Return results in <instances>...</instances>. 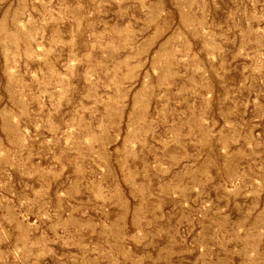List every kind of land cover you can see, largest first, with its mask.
<instances>
[{
	"label": "rangeland",
	"instance_id": "1",
	"mask_svg": "<svg viewBox=\"0 0 264 264\" xmlns=\"http://www.w3.org/2000/svg\"><path fill=\"white\" fill-rule=\"evenodd\" d=\"M0 264H264V0H0Z\"/></svg>",
	"mask_w": 264,
	"mask_h": 264
}]
</instances>
